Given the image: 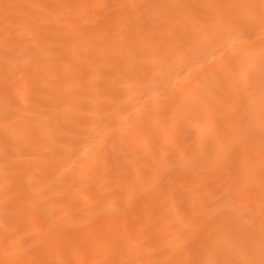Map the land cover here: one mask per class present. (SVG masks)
Here are the masks:
<instances>
[{"label":"bare ground","instance_id":"6f19581e","mask_svg":"<svg viewBox=\"0 0 264 264\" xmlns=\"http://www.w3.org/2000/svg\"><path fill=\"white\" fill-rule=\"evenodd\" d=\"M0 264H264V0H0Z\"/></svg>","mask_w":264,"mask_h":264}]
</instances>
